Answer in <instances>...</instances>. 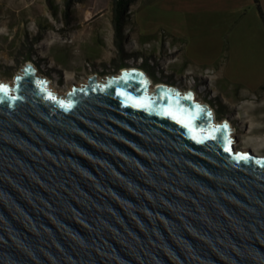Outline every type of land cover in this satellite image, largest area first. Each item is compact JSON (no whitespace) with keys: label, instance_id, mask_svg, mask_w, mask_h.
Returning <instances> with one entry per match:
<instances>
[{"label":"water","instance_id":"obj_1","mask_svg":"<svg viewBox=\"0 0 264 264\" xmlns=\"http://www.w3.org/2000/svg\"><path fill=\"white\" fill-rule=\"evenodd\" d=\"M0 85V264H264V155L190 93Z\"/></svg>","mask_w":264,"mask_h":264},{"label":"rangeland","instance_id":"obj_2","mask_svg":"<svg viewBox=\"0 0 264 264\" xmlns=\"http://www.w3.org/2000/svg\"><path fill=\"white\" fill-rule=\"evenodd\" d=\"M129 9L133 27L120 41L114 0H0V83L13 86L30 64L64 96L92 77L135 69L149 91L190 92L213 123L229 125L234 148L264 149V19L253 0H140ZM88 48L98 59H86Z\"/></svg>","mask_w":264,"mask_h":264},{"label":"trees","instance_id":"obj_3","mask_svg":"<svg viewBox=\"0 0 264 264\" xmlns=\"http://www.w3.org/2000/svg\"><path fill=\"white\" fill-rule=\"evenodd\" d=\"M134 0H114V18H113V24L115 26V31L117 32V36H120L122 39H124L126 34L124 33V30L126 28H132L131 25V19L133 15V11L129 9V6L131 3H133ZM49 3H52V0H49ZM69 1L67 2V4ZM254 3L256 4L257 11L260 15V17L263 19L260 8L258 6V3L256 0H254ZM56 16V15H55ZM67 14H64V19L67 24ZM39 25L43 27V24L39 22ZM68 26V24H67ZM124 37V38H123ZM51 57V55H49ZM56 58L58 59V64H63L62 57L60 55H56ZM262 155H264V149L261 151Z\"/></svg>","mask_w":264,"mask_h":264},{"label":"crops","instance_id":"obj_4","mask_svg":"<svg viewBox=\"0 0 264 264\" xmlns=\"http://www.w3.org/2000/svg\"><path fill=\"white\" fill-rule=\"evenodd\" d=\"M140 0H134V2L133 3H131V4H136V3H138ZM257 1V3H258V6H259V8H260V11H261V14H262V17H263V19H264V0H256ZM253 2H254V0H253ZM255 4V3H254ZM255 6H256V4H255ZM257 8V7H256ZM114 18V17H113ZM113 18H112V22H113ZM68 27H70V25H68ZM77 29V28H76ZM75 28H73V30H76ZM70 31V30H69ZM119 39H120V41H122L121 39V37L120 36H117ZM119 44V43H118ZM121 44V43H120ZM98 55H100V52L99 51H95L94 49H92V48H88V49H86V52H85V57H86V59L88 60V61H95L96 59H98ZM63 64H64V62H62ZM62 64V65H63Z\"/></svg>","mask_w":264,"mask_h":264},{"label":"bare ground","instance_id":"obj_5","mask_svg":"<svg viewBox=\"0 0 264 264\" xmlns=\"http://www.w3.org/2000/svg\"><path fill=\"white\" fill-rule=\"evenodd\" d=\"M5 5V4H4ZM40 31V30H39ZM15 35V34H14ZM75 46V45H74ZM153 49V48H152ZM154 50V49H153ZM160 53H162V52H160ZM68 54V53H67ZM79 54V53H78ZM82 55V54H81ZM162 55V54H161ZM160 55V56H161ZM163 57V56H162ZM71 69V68H70ZM184 75V74H183ZM205 76V75H204ZM185 78V77H184ZM72 79V78H71ZM194 79V78H193ZM195 81V80H194ZM203 82V81H202ZM200 83V82H199ZM160 85H162V84H160ZM205 85V84H204ZM48 89H49V87H48ZM49 90H51V89H49ZM70 90V89H69ZM204 90V89H203ZM52 91V90H51ZM187 93V92H186ZM57 94V93H56ZM209 94V93H208ZM193 97V96H192ZM195 100V99H194ZM217 101V100H216ZM250 102H252V101H250ZM218 105V104H217ZM240 104H238V106H239ZM233 107V106H232ZM231 108V107H230ZM211 111V113H212V117H214V113H213V111L212 110H210ZM228 111V110H227ZM254 112H256V111H254ZM211 117V118H212ZM247 121V120H246ZM253 124V123H252ZM251 124V125H252ZM259 132V131H258ZM242 142H244V140H242ZM254 146V147H253ZM253 146H248V147H241L240 148V150H246V149H248V150H250L251 149V151H252V153H255L256 155H261V154H259L258 152L260 151L259 149H261V145H260V143L259 142H256V143H253ZM251 147H253V148H251Z\"/></svg>","mask_w":264,"mask_h":264},{"label":"snow or ice","instance_id":"obj_6","mask_svg":"<svg viewBox=\"0 0 264 264\" xmlns=\"http://www.w3.org/2000/svg\"><path fill=\"white\" fill-rule=\"evenodd\" d=\"M0 92L7 94V92H8L7 87L5 85H0ZM185 126H187V125H185ZM238 155L240 156V159H244V160L248 159L246 154H238Z\"/></svg>","mask_w":264,"mask_h":264},{"label":"clouds","instance_id":"obj_7","mask_svg":"<svg viewBox=\"0 0 264 264\" xmlns=\"http://www.w3.org/2000/svg\"><path fill=\"white\" fill-rule=\"evenodd\" d=\"M259 150H261V151H262L263 149L261 148V149H259ZM261 151H259L258 153L260 154V153H261ZM261 155H262V154H261Z\"/></svg>","mask_w":264,"mask_h":264}]
</instances>
